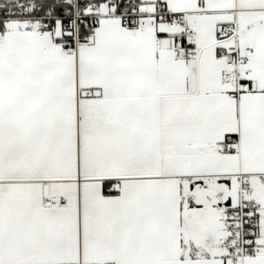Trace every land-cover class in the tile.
I'll use <instances>...</instances> for the list:
<instances>
[{"label": "snow or ice", "instance_id": "6c2138e0", "mask_svg": "<svg viewBox=\"0 0 264 264\" xmlns=\"http://www.w3.org/2000/svg\"><path fill=\"white\" fill-rule=\"evenodd\" d=\"M0 264H264V0H0Z\"/></svg>", "mask_w": 264, "mask_h": 264}]
</instances>
